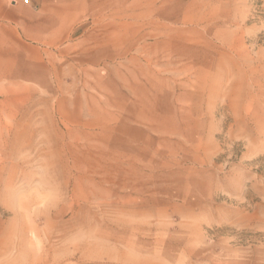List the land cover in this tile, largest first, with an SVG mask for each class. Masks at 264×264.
Returning a JSON list of instances; mask_svg holds the SVG:
<instances>
[{"label":"rangeland","instance_id":"1","mask_svg":"<svg viewBox=\"0 0 264 264\" xmlns=\"http://www.w3.org/2000/svg\"><path fill=\"white\" fill-rule=\"evenodd\" d=\"M0 6V264H264V0Z\"/></svg>","mask_w":264,"mask_h":264},{"label":"crops","instance_id":"2","mask_svg":"<svg viewBox=\"0 0 264 264\" xmlns=\"http://www.w3.org/2000/svg\"><path fill=\"white\" fill-rule=\"evenodd\" d=\"M2 10H6V9H3V7L0 6V14L3 13ZM19 10H30L29 8H26V7H21ZM166 114L162 113L160 114L159 111H157L156 113H152L151 115L149 114H145V112H143V110L141 109L139 111V114L137 115V118L139 120H141V123L139 125L141 126H146V127H150L152 130L148 129V130H144L142 128H136L137 131H140L143 133L144 136H146L147 139L145 140H135L133 141V144L131 145L130 142H128L127 138L128 136L125 135L124 133L121 134V137H124V135L126 136L125 137V141H126V144H122V145H118V149L116 148L115 150L118 152V157H123L125 156L127 153L129 152H142L144 151V149L146 148H149L148 145L146 144H152L153 145H156V144H159L161 141L159 140V138H151L150 137V131H155L157 132L158 134H164L165 133V128L161 125V121L165 118ZM172 116V115H171ZM174 116V115H173ZM176 116V114H175ZM176 119V118H175ZM126 126H130L127 122ZM133 127V126H131ZM124 134V135H123ZM124 147H127V151L123 149V151L121 152L120 149L124 148ZM121 152V153H120Z\"/></svg>","mask_w":264,"mask_h":264}]
</instances>
